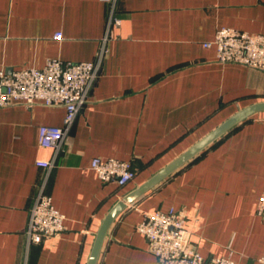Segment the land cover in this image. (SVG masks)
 <instances>
[{"label": "crops", "instance_id": "0c3cea01", "mask_svg": "<svg viewBox=\"0 0 264 264\" xmlns=\"http://www.w3.org/2000/svg\"><path fill=\"white\" fill-rule=\"evenodd\" d=\"M110 6L101 0H0V70L42 69L50 59L96 60ZM121 25L107 42L88 102L59 153L39 145L41 126L62 127L63 106L0 108V264H87L102 221L123 196L252 104L264 72L222 64L204 44L221 28L264 35V0H116ZM61 33L62 39L55 35ZM94 158L131 164L124 187L102 181ZM38 161H54L51 171ZM65 216L59 237L29 244L39 184ZM264 112L240 124L129 205L98 264H156L137 231L145 213L177 210L205 258L262 264Z\"/></svg>", "mask_w": 264, "mask_h": 264}, {"label": "built area", "instance_id": "2783aa9c", "mask_svg": "<svg viewBox=\"0 0 264 264\" xmlns=\"http://www.w3.org/2000/svg\"><path fill=\"white\" fill-rule=\"evenodd\" d=\"M110 6L107 32L102 40L97 58L91 62H72L50 59L42 69L26 68L8 72L0 70V108L23 104L32 108L36 104L63 106L66 109L62 127L41 126L39 145L59 153L78 114L88 102L90 93L100 77L103 62L108 54L107 42L113 31L121 25L116 15V0H101ZM58 40L62 34L55 35ZM205 48L216 49V60L222 64H240L264 72V35H252L231 28H221ZM37 165L51 171L54 161H38ZM91 169L104 182H114L120 187L135 178L130 163L115 158H94ZM46 180L38 186L30 209L26 236L29 244H38L59 237L65 229V216L53 206L45 192ZM257 215L264 218V192L260 198ZM155 256L156 264H236L231 257L205 258L192 242L186 219L174 208L167 212L145 213L137 226ZM264 264V256L260 258Z\"/></svg>", "mask_w": 264, "mask_h": 264}, {"label": "water", "instance_id": "95a60500", "mask_svg": "<svg viewBox=\"0 0 264 264\" xmlns=\"http://www.w3.org/2000/svg\"><path fill=\"white\" fill-rule=\"evenodd\" d=\"M264 112V101L252 104L244 109L239 110L236 114L231 116L184 153L178 156L175 160L157 172L154 176L148 179L139 187L135 188L123 198H121L108 212L102 224L96 234L95 241L92 247L87 264H98L102 249L104 247L108 233L117 220V218L122 214L126 208L136 202L138 199L146 195L148 192L153 190L167 178L172 176L174 173L179 171L182 167L187 165L206 149L212 146L220 138L228 134L231 130L254 117L257 114Z\"/></svg>", "mask_w": 264, "mask_h": 264}]
</instances>
